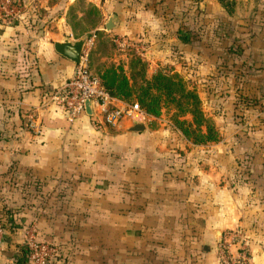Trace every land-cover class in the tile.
Segmentation results:
<instances>
[{"label":"rangeland","instance_id":"374dc122","mask_svg":"<svg viewBox=\"0 0 264 264\" xmlns=\"http://www.w3.org/2000/svg\"><path fill=\"white\" fill-rule=\"evenodd\" d=\"M225 3L0 0V220L25 245L54 246L52 264H223L221 250L264 264V0ZM83 36L89 71L126 81L114 98L138 104L143 131L83 116L52 133L6 94L31 44ZM158 73L172 85L150 86L148 111Z\"/></svg>","mask_w":264,"mask_h":264},{"label":"crops","instance_id":"0c3cea01","mask_svg":"<svg viewBox=\"0 0 264 264\" xmlns=\"http://www.w3.org/2000/svg\"><path fill=\"white\" fill-rule=\"evenodd\" d=\"M34 47L35 44L33 43L29 46V50L25 51V63L22 61L17 63L18 66L15 70L17 73L15 76L17 77L14 78L17 84L15 89L6 90L5 92L13 98L15 92L20 93L23 91L25 111L30 107L38 109L42 115L40 125L44 130L52 133L67 131L71 128V124L66 121L63 111L57 107H44L43 105L46 103L48 93L51 90L60 88L72 76L75 64L56 53L53 46L50 49L45 48L43 45L37 48ZM123 103L121 100L116 99L115 101L117 106H121ZM83 116L92 120L91 116L87 114ZM81 117L76 121L84 119ZM137 121L139 120H133L131 124ZM154 173L152 172V174ZM118 207L120 208V204H118ZM121 207L124 208L125 206ZM0 229L2 230L0 236V264H30L26 256L24 257L25 235L20 228L13 226V229L10 231L2 227ZM148 258L154 259L156 258V254L153 252L149 254L141 252L139 254L138 252V256L134 258L135 264H139L137 260H140V264H146ZM167 258L166 256L165 259Z\"/></svg>","mask_w":264,"mask_h":264},{"label":"built area","instance_id":"2783aa9c","mask_svg":"<svg viewBox=\"0 0 264 264\" xmlns=\"http://www.w3.org/2000/svg\"><path fill=\"white\" fill-rule=\"evenodd\" d=\"M82 54L80 61L75 64L72 76L60 88L48 93L46 106L61 109L69 124L86 115V101L90 102L92 120L102 126L115 127L125 119L133 121L137 117H142L143 112L137 103H123L121 106L115 104L116 98L110 97L103 89L99 78L91 74ZM1 234L0 229V236ZM24 246V257L26 256L30 264H52L56 253L54 246L34 242H28ZM224 253L223 250L220 251V260L223 264H250L243 252H237L235 255L230 253L229 257H225Z\"/></svg>","mask_w":264,"mask_h":264},{"label":"trees","instance_id":"16d2710c","mask_svg":"<svg viewBox=\"0 0 264 264\" xmlns=\"http://www.w3.org/2000/svg\"><path fill=\"white\" fill-rule=\"evenodd\" d=\"M221 2L227 1V0H219ZM226 3L223 4L225 7ZM101 82V85L105 92L110 96L113 97L116 96H123L127 97L129 96L130 91L127 88L126 81L124 80H118L117 77L114 74H111L108 76V74H103L102 79H99ZM171 83H169V80L164 77L162 74L158 73L153 79L152 83L148 84V87L146 90L141 92V101H145V99L148 100V102L145 104L147 106L148 111H153L150 104H152L153 101L157 100V96L155 94H151L149 92L150 86L155 89L157 93H161V91H165L166 93L169 92V89L171 88ZM9 223H4L0 220V226L2 228H5L6 230L10 231L13 229L12 223L10 221H7Z\"/></svg>","mask_w":264,"mask_h":264},{"label":"water","instance_id":"95a60500","mask_svg":"<svg viewBox=\"0 0 264 264\" xmlns=\"http://www.w3.org/2000/svg\"><path fill=\"white\" fill-rule=\"evenodd\" d=\"M116 23L113 21V18L109 17L105 23L104 28L106 30H111L115 27ZM87 42L86 36H83L77 40H70L69 38H63L59 41L52 43L53 49L56 53L68 59L74 64H77L80 61L81 54ZM85 113L88 116H91V106L90 102L86 101L85 103ZM144 129L143 124L137 123L128 128V131L131 132H140Z\"/></svg>","mask_w":264,"mask_h":264}]
</instances>
